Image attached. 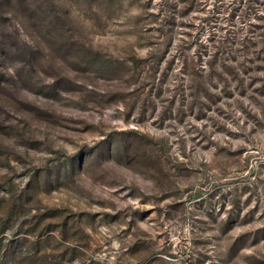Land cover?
<instances>
[{
  "label": "rangeland",
  "instance_id": "rangeland-1",
  "mask_svg": "<svg viewBox=\"0 0 264 264\" xmlns=\"http://www.w3.org/2000/svg\"><path fill=\"white\" fill-rule=\"evenodd\" d=\"M0 264H264V0H0Z\"/></svg>",
  "mask_w": 264,
  "mask_h": 264
}]
</instances>
